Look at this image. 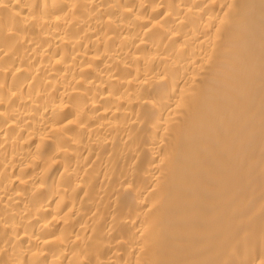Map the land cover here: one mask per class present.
Segmentation results:
<instances>
[{"label": "bare ground", "instance_id": "obj_1", "mask_svg": "<svg viewBox=\"0 0 264 264\" xmlns=\"http://www.w3.org/2000/svg\"><path fill=\"white\" fill-rule=\"evenodd\" d=\"M0 264H264V0H0Z\"/></svg>", "mask_w": 264, "mask_h": 264}]
</instances>
